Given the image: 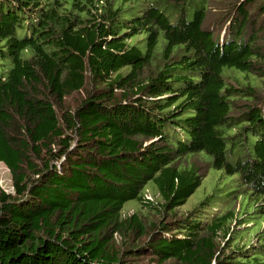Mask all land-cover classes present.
<instances>
[{
    "label": "trees",
    "instance_id": "obj_1",
    "mask_svg": "<svg viewBox=\"0 0 264 264\" xmlns=\"http://www.w3.org/2000/svg\"><path fill=\"white\" fill-rule=\"evenodd\" d=\"M0 164V264H264V0H0Z\"/></svg>",
    "mask_w": 264,
    "mask_h": 264
},
{
    "label": "rangeland",
    "instance_id": "obj_2",
    "mask_svg": "<svg viewBox=\"0 0 264 264\" xmlns=\"http://www.w3.org/2000/svg\"><path fill=\"white\" fill-rule=\"evenodd\" d=\"M232 178H234V176L232 177V176L223 175L222 171H218L213 168H210L200 187L194 192V194H192V196L189 197V199L181 208L182 211H186L188 209L194 208L204 198L211 195H213V198L210 200L209 204L221 200V197H226V194L228 192L232 195V192L235 189V186H231ZM0 190L9 194L13 193L11 175L8 169L3 164H0ZM214 190L217 193H215ZM149 192H150L149 190L146 191L145 199L147 201H152L151 200L152 195ZM228 204H229L228 202H224L219 208L216 207L215 209H213L211 212V216H209L208 219H210L212 216L218 215L221 210H223L225 207L228 206ZM238 205H239V201H236L235 207H238ZM137 209H138V203L136 201H130L125 205L123 213L124 215L125 214L130 215L132 214L133 211ZM204 209H206L205 210L206 213L207 212L209 213L210 205L205 206ZM182 211L181 213H183ZM261 225L263 226L264 223H261ZM232 227L235 228V224H232L231 228Z\"/></svg>",
    "mask_w": 264,
    "mask_h": 264
}]
</instances>
